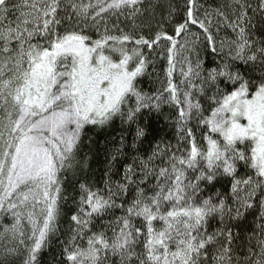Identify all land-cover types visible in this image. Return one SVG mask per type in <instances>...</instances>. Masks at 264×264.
<instances>
[{
  "label": "snow or ice",
  "instance_id": "1",
  "mask_svg": "<svg viewBox=\"0 0 264 264\" xmlns=\"http://www.w3.org/2000/svg\"><path fill=\"white\" fill-rule=\"evenodd\" d=\"M0 264H264V0H0Z\"/></svg>",
  "mask_w": 264,
  "mask_h": 264
},
{
  "label": "trees",
  "instance_id": "2",
  "mask_svg": "<svg viewBox=\"0 0 264 264\" xmlns=\"http://www.w3.org/2000/svg\"><path fill=\"white\" fill-rule=\"evenodd\" d=\"M99 130H96L98 132ZM96 132H91L92 135H96ZM105 133L100 134V139L103 140ZM47 258V255H46Z\"/></svg>",
  "mask_w": 264,
  "mask_h": 264
}]
</instances>
